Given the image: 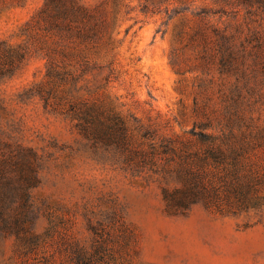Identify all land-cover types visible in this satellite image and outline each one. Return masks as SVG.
<instances>
[{"label": "rangeland", "instance_id": "obj_1", "mask_svg": "<svg viewBox=\"0 0 264 264\" xmlns=\"http://www.w3.org/2000/svg\"><path fill=\"white\" fill-rule=\"evenodd\" d=\"M56 4L54 17L46 0H0V169L18 178L15 166L25 158L37 171L12 180L0 264H264V204L236 212L203 203L171 208L163 187L175 182L164 176V156L141 154L152 143L160 150L162 139L186 141L195 122L222 116L235 77L218 71L211 25L247 30V7L236 0ZM200 7L225 14L200 17ZM89 29L98 33L85 37ZM254 98L245 111L264 127V97ZM73 104H94L105 123L109 109L122 118L108 124L112 141L85 138ZM249 159L264 193V143ZM25 206L38 234L30 253L16 228Z\"/></svg>", "mask_w": 264, "mask_h": 264}, {"label": "trees", "instance_id": "obj_2", "mask_svg": "<svg viewBox=\"0 0 264 264\" xmlns=\"http://www.w3.org/2000/svg\"><path fill=\"white\" fill-rule=\"evenodd\" d=\"M236 1L247 7V30L240 26L231 29L228 25H211L213 57L217 61L218 71L235 77L224 96L222 116L195 122L186 141L179 143L162 139L160 150L152 143L148 150L141 151V154L148 156L160 151L164 156V176L175 184L171 186L167 183L163 192L168 205L174 209H186L193 204L203 203L220 212H236L264 204V193H261L258 182L259 172L249 159L253 148L264 143V127H254L253 116L245 111V106L260 101V98L251 101L252 96L264 97V0ZM46 7H51L54 17L60 14L56 0H46ZM196 14L208 17L222 16L225 12L223 8L200 7ZM260 18V27L252 26L251 21ZM82 33L85 37H91L98 30L89 29ZM249 59L251 63L247 64ZM95 108L94 104L86 105L83 109L73 104L71 117L76 120L85 138L108 143L114 137L108 131L109 122L123 123V119L113 115L109 109L106 115L109 121L105 123L100 115L95 116ZM15 167L20 171L18 178L10 177V173L0 169V233L2 229L11 227L7 199L15 194L12 180L29 181L37 176L35 166L25 158L18 160ZM21 192L28 196L25 188H21ZM30 214V208L25 206L20 218H16L17 230L25 231L19 235V239L20 248L26 253L35 248L38 240ZM79 259H82L81 255Z\"/></svg>", "mask_w": 264, "mask_h": 264}]
</instances>
